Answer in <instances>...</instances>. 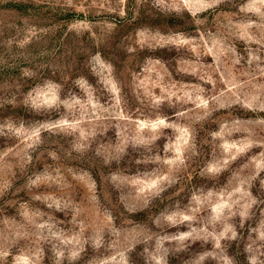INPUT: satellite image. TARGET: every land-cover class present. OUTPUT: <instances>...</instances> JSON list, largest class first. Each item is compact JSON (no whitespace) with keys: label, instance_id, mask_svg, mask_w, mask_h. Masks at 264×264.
Wrapping results in <instances>:
<instances>
[{"label":"rangeland","instance_id":"obj_1","mask_svg":"<svg viewBox=\"0 0 264 264\" xmlns=\"http://www.w3.org/2000/svg\"><path fill=\"white\" fill-rule=\"evenodd\" d=\"M0 264H264V0H0Z\"/></svg>","mask_w":264,"mask_h":264},{"label":"trees","instance_id":"obj_2","mask_svg":"<svg viewBox=\"0 0 264 264\" xmlns=\"http://www.w3.org/2000/svg\"><path fill=\"white\" fill-rule=\"evenodd\" d=\"M13 6V8H25V5L24 4H13L12 5Z\"/></svg>","mask_w":264,"mask_h":264}]
</instances>
